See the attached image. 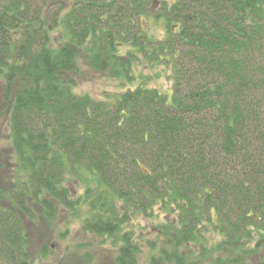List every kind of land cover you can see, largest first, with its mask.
Masks as SVG:
<instances>
[{
	"label": "trees",
	"instance_id": "16d2710c",
	"mask_svg": "<svg viewBox=\"0 0 264 264\" xmlns=\"http://www.w3.org/2000/svg\"><path fill=\"white\" fill-rule=\"evenodd\" d=\"M82 59L115 97L75 93ZM0 76V264L50 257L60 211L115 264H264V0H0Z\"/></svg>",
	"mask_w": 264,
	"mask_h": 264
},
{
	"label": "rangeland",
	"instance_id": "374dc122",
	"mask_svg": "<svg viewBox=\"0 0 264 264\" xmlns=\"http://www.w3.org/2000/svg\"><path fill=\"white\" fill-rule=\"evenodd\" d=\"M135 75L136 79L138 75H143L149 78V86L157 88L167 94L171 93L172 80L169 79V73L163 68L155 67L144 69L138 67L137 70L135 69ZM119 83L120 81L113 78L109 73H101L95 70L82 59L79 64V75L77 76L75 93L78 95L88 94L97 100L111 99L120 91L121 83ZM4 101L5 81L0 76V163L6 157L8 158V154L11 151L10 142L8 141L9 117L2 109ZM10 167V164L3 167L0 166V178H9ZM69 186L74 195H80L83 192L81 184H77V181L74 179L71 180ZM84 217V212L80 215H73L68 211H60L50 229L42 221V226L37 231V237L43 231L48 232L49 239L46 240V243L51 247V256L46 260L35 257L33 264H53L54 259L69 260L71 255L73 256L70 260L72 264H115L116 252H113L108 244H103L101 239H97L83 231L82 223ZM142 224H144L143 221ZM35 247L34 250L36 252L39 247L38 242ZM137 264H149L146 248L139 257Z\"/></svg>",
	"mask_w": 264,
	"mask_h": 264
}]
</instances>
